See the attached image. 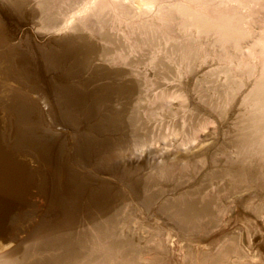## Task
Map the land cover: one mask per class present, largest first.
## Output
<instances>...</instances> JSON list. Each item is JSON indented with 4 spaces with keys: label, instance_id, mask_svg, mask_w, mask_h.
<instances>
[{
    "label": "rangeland",
    "instance_id": "obj_1",
    "mask_svg": "<svg viewBox=\"0 0 264 264\" xmlns=\"http://www.w3.org/2000/svg\"><path fill=\"white\" fill-rule=\"evenodd\" d=\"M143 1L0 0V190H16L2 244L21 247L10 264H35V242L70 251L101 224L115 241L153 249L158 264L232 245L231 264H264V163L233 142L243 98L264 75V45L255 66L244 38L248 26L264 31V0L210 2L192 20ZM78 18L90 42L66 38ZM185 201L201 216L185 220Z\"/></svg>",
    "mask_w": 264,
    "mask_h": 264
},
{
    "label": "bare ground",
    "instance_id": "obj_2",
    "mask_svg": "<svg viewBox=\"0 0 264 264\" xmlns=\"http://www.w3.org/2000/svg\"><path fill=\"white\" fill-rule=\"evenodd\" d=\"M241 3H245V5L250 4L249 2H254L255 0H238ZM39 2V1H38ZM159 2V3H157ZM161 0H145L143 1V6L145 5L146 9L152 8L153 5H155L156 3L158 4L159 10H161L160 12H162L161 14H164L165 17H169V13H173L175 15H177L178 17L182 18V19H189L192 20L193 18H195L198 13H196L197 6H206L208 3H214L216 8H222L223 10H227L228 6H226V4L228 2H230V0H176V2H172V4H170L171 6H165L163 5V3H160ZM236 2V0H235ZM237 2V3H239ZM256 3V2H255ZM39 4V3H38ZM51 5V4H50ZM70 5V4H69ZM229 5V4H228ZM53 6V5H52ZM142 6V7H143ZM40 7V6H39ZM167 7V10L166 8ZM243 7V6H242ZM247 7V6H244ZM36 8V7H35ZM41 8V7H40ZM62 8V7H61ZM64 8V7H63ZM241 8V7H240ZM105 9V8H104ZM245 9V8H244ZM42 10H43V17L44 20L46 22H48L50 20V18H53V14L51 13L52 10H50V6L48 9V6H42ZM68 10V9H67ZM71 10V9H70ZM73 10V9H72ZM98 10V9H97ZM177 10V11H175ZM80 11V10H79ZM166 11V12H165ZM81 12V11H80ZM177 12V13H175ZM56 13V11H55ZM57 14V13H56ZM74 14V13H73ZM81 14V13H80ZM84 14V13H83ZM172 14V15H173ZM52 15V16H51ZM77 15V14H76ZM174 15V16H175ZM75 16V15H74ZM72 16V18L74 17ZM80 16V15H78ZM172 16L173 20L174 18H176V16L174 17ZM70 17V16H69ZM159 17V16H158ZM177 17V18H178ZM75 18V17H74ZM73 18V19H74ZM81 18V17H80ZM170 18V17H169ZM198 18V17H197ZM69 19V18H68ZM77 19V18H75ZM79 19V18H78ZM83 19V18H82ZM82 19H79L81 21L75 23L74 25H72V27H69V32L66 36V38L68 39V41H74V40H78L79 42H90V38H92L93 36L89 35L88 32H84L85 26H84V22L82 21ZM168 19V18H167ZM171 19V18H170ZM213 20H215L214 17H212ZM62 20V19H61ZM55 21V19H54ZM71 18H70V20ZM41 22V21H40ZM44 22V21H43ZM52 22V20H51ZM42 23V22H41ZM57 23V22H56ZM89 24V23H88ZM53 25V24H51ZM49 23L45 24L46 28H52ZM70 25V24H69ZM87 25V24H86ZM54 26V25H53ZM56 26V25H55ZM193 23H190L187 27L191 28L193 27ZM57 27V26H56ZM87 28V27H86ZM253 26H248V28L246 27L245 29V34H244V38L245 39H249L250 41L252 40V44L250 43L249 45V51L247 52V58L250 60H255L253 61V63L255 64V66H258L257 64V59H258V54H257V46L258 45H264V31L261 32L259 34V37H256L258 35H256V31L253 29ZM55 29V27H54ZM63 29V28H62ZM64 29L65 28L64 26ZM60 30V28H59ZM54 31V30H52ZM64 31V30H63ZM61 31V32H63ZM96 31V30H95ZM199 33H201V26L198 30ZM61 34V33H60ZM66 34V33H65ZM88 34V35H87ZM167 34V33H166ZM254 34L256 36H254ZM61 36V35H60ZM89 36V37H88ZM160 37V36H159ZM254 37V38H253ZM64 38V37H63ZM76 38V39H75ZM94 39V38H93ZM161 39V37H160ZM164 40V37H163ZM160 41V40H159ZM166 41H169L166 40ZM163 42V41H161ZM160 42V43H161ZM165 45V41L163 42ZM77 46V45H76ZM82 48V47H81ZM91 49V48H90ZM235 49L237 50H241V46H239L238 44H236ZM98 53V52H97ZM65 63V62H64ZM67 63V62H66ZM2 68V67H1ZM4 70V69H3ZM255 73L257 74L258 71L256 70ZM5 76L6 73H4ZM1 75V74H0ZM3 76V75H2ZM4 76V77H5ZM1 77V76H0ZM8 77V76H7ZM6 77V78H7ZM9 78V77H8ZM7 78V79H8ZM1 79V78H0ZM15 79V78H13ZM253 79V78H252ZM250 79V80H252ZM9 80V79H8ZM255 82H253V84L251 85V87H249V90L247 91V93L245 94L243 101H242V118L240 120V122L238 124H236V128L238 133L236 134V137L234 139V143L237 146V154L241 156V158L246 159L247 161H249L252 158H259L261 159L264 163V75H257L255 77ZM5 82V81H4ZM14 82V81H12ZM251 82V81H249ZM3 83V82H2ZM246 83V81H245ZM7 84V83H6ZM9 84V83H8ZM248 84V83H247ZM5 85V83H4ZM10 85V84H9ZM11 86V85H10ZM20 86V85H19ZM250 86V85H249ZM0 87H3L0 86ZM7 87V86H6ZM5 87V88H6ZM15 87V86H14ZM8 88V87H7ZM19 88V87H18ZM15 89V88H14ZM27 89V88H26ZM6 90V89H5ZM4 90V92H5ZM16 90H18L16 88ZM3 91V90H1ZM10 92V91H9ZM8 92V93H9ZM13 92V91H12ZM6 93V92H5ZM18 93V92H17ZM3 94V93H2ZM11 94V93H10ZM19 94V93H18ZM17 94V95H18ZM8 95V94H7ZM34 96V95H33ZM7 97V96H6ZM60 97V96H58ZM4 98V97H3ZM7 98H10L7 97ZM1 99V98H0ZM14 99V98H13ZM10 100V99H9ZM16 100V99H15ZM58 100V99H57ZM14 101V100H13ZM10 102V101H9ZM22 103V102H21ZM26 104V103H25ZM6 105V104H5ZM15 106V104H14ZM3 107V106H2ZM4 108V107H3ZM5 109V108H4ZM8 110V108H7ZM6 110V111H7ZM9 112V111H8ZM6 122V121H5ZM66 132V131H65ZM10 134V133H9ZM61 135V134H60ZM6 162V164L9 166V162L7 160H3ZM33 162V161H32ZM262 163V164H263ZM34 166V165H33ZM34 168V167H33ZM18 169V168H17ZM22 170V168H20ZM19 170V169H18ZM20 170V182L22 183V186H20V191L22 190V192L20 193H16L17 196H19L18 194H20V205L23 202L27 201V195L25 197L22 196L21 194L27 193L28 188L25 187V181L23 180V175H22V171ZM99 173V172H98ZM248 173V172H247ZM236 174V173H235ZM261 174V173H260ZM263 174V173H262ZM248 176V175H247ZM4 178V177H3ZM2 178V179H3ZM1 179V178H0ZM262 179V178H261ZM6 180V179H4ZM24 181V183H23ZM39 182V181H38ZM0 186H3V183L1 184L0 182ZM105 186V185H104ZM0 189H3V187H0ZM16 192V190H15ZM15 192L13 191L12 188H8V190H0V264H10L11 262H13L14 260L16 261L17 257V252L20 250L21 247H18L16 249H18L17 251H13L10 252L11 250L6 249V245L2 244L3 241L6 237V234L8 233V229L6 228V226L2 223H5V218L8 215V211H7V207L9 206L10 202H12L13 199H15L16 196ZM37 194V193H36ZM174 203V202H173ZM64 204V203H63ZM184 204L186 206H188L189 210H187L186 208H183L182 210V215L183 217H185V215L187 216V218H185V220L188 219H192V218H198L199 216H201L200 213H198L197 209L192 207V204L189 201H185ZM45 205V204H44ZM94 205V204H93ZM5 206V207H4ZM35 210V208H34ZM48 211V210H47ZM40 212V211H39ZM53 212V211H52ZM51 212V213H52ZM35 215V213H33ZM40 214V213H39ZM31 215V214H30ZM179 216V215H177ZM67 217V216H66ZM102 217V216H101ZM26 219V218H25ZM72 219V218H71ZM62 220V218H61ZM27 221V220H26ZM33 221V220H30ZM175 221V220H174ZM77 222V221H76ZM264 222V221H263ZM29 223V222H28ZM33 223V222H32ZM57 223V222H56ZM63 224V223H62ZM66 224V223H65ZM74 224V223H73ZM25 225V222H24ZM42 225V224H41ZM60 225V223H59ZM72 225V224H71ZM26 226V225H25ZM31 226V225H30ZM37 226V225H36ZM81 226V225H80ZM101 225L96 226L93 230H91L88 233H82V235H78V233L76 234V236L74 238H72V240L70 241V243L68 244L69 247L68 249L70 251H67V249L65 251H63V253L58 254V253H53L51 254V251H48V249L50 248H45L41 249L39 247H41L40 245H37L36 242L34 245V247H36L37 249L35 250L36 252H38L36 254V258L37 262L35 264H54V262L56 263H60L63 262L61 264H158L159 262V258L158 256H156L155 251L152 250H147V251H142V250H138L131 242H129V240L126 241H115L114 239H112L111 237H108L102 230L100 229ZM23 227V226H22ZM69 227V226H68ZM86 227V226H85ZM30 228V227H28ZM36 229V228H35ZM40 230V229H39ZM38 230V232H39ZM58 230V229H57ZM63 230V229H62ZM69 230V228H68ZM73 231V230H72ZM69 231V232H72ZM76 231V230H75ZM236 231V230H235ZM250 231V229H249ZM22 232V231H21ZM35 232V230H34ZM38 232L36 233L38 235ZM44 232V230L42 231ZM46 232V231H45ZM49 232V231H48ZM60 232V231H59ZM68 232V231H67ZM169 232V231H168ZM251 232V231H250ZM17 233V232H16ZM50 233V232H49ZM170 233V232H169ZM46 234V233H44ZM43 234V235H44ZM52 234V233H50ZM55 234V233H54ZM61 234V233H60ZM65 234V233H63ZM62 234V236H63ZM240 234V233H239ZM40 235V234H39ZM47 235V234H46ZM45 237H49L50 235H47ZM67 235V233L65 234ZM69 235V234H68ZM73 235V234H72ZM236 235V234H235ZM234 235V236H235ZM238 235V234H237ZM241 235V234H240ZM251 235V233H250ZM256 235V234H255ZM30 236V235H29ZM42 236V235H41ZM40 236V237H41ZM71 236V235H70ZM244 238L247 237V233H244ZM36 237V236H35ZM44 237V236H43ZM83 237V240L85 238L86 242H88L86 245H80L81 243V239ZM122 238V235L120 236ZM23 238V237H22ZM38 238V236H37ZM42 238V237H41ZM67 238V237H66ZM169 238V236H168ZM17 239V238H16ZM25 238H23L22 240L24 241ZM32 239H34L32 237ZM36 239V238H35ZM49 239H51V237H49ZM48 239V241H49ZM59 239V238H58ZM62 239V237H61ZM123 239V238H122ZM126 239V238H125ZM28 240V239H27ZM39 240V239H38ZM63 240V239H62ZM69 240V238H68ZM114 240V241H112ZM250 240V238H249ZM13 241V239H12ZM20 241V240H19ZM31 241V240H30ZM43 241V240H42ZM45 241V240H44ZM52 241V240H51ZM59 241V240H58ZM56 241L57 243H60ZM61 241V240H60ZM64 241V240H63ZM236 241V240H235ZM17 242V241H16ZM41 242V240H40ZM47 242V240H46ZM50 242V241H49ZM47 242V243H49ZM66 242V241H65ZM69 242V241H68ZM66 242V244L68 243ZM229 242V241H228ZM252 243V241H250ZM258 242V241H257ZM31 243V242H30ZM44 243V242H43ZM53 243V242H52ZM55 243V242H54ZM83 243V242H82ZM23 244V243H21ZM20 244V245H21ZM32 244V243H31ZM40 244V243H39ZM51 244V243H50ZM65 244V243H64ZM254 243H252L253 245ZM44 245V244H43ZM48 244H46L45 246H47ZM246 245V244H245ZM250 246V244H248ZM25 246V244L23 245ZM50 246V245H49ZM52 246V245H51ZM60 246V245H59ZM65 247V246H64ZM156 247V246H155ZM30 248V247H29ZM54 248V246H53ZM53 248H51V250H53ZM62 248V246H61ZM67 248V247H66ZM233 245L232 247H225L224 249L220 250L217 249V251L215 250H203V251H197L194 250L192 251L191 255H190V262L188 264H231L230 262V257L231 255L234 253L236 256L237 252H233L232 251ZM252 248V247H251ZM254 248V247H253ZM33 249V248H32ZM58 249V248H57ZM60 249V248H59ZM203 249V248H202ZM200 249V250H202ZM234 251L236 250L235 248H233ZM34 250V249H33ZM61 250V249H60ZM246 250V248H245ZM252 250V249H251ZM261 250V249H260ZM62 251V250H61ZM220 251L221 254H223L224 257V261H220V259H217L216 257L221 256V255H217V253ZM22 252V251H21ZM53 252V251H52ZM57 252H60L59 250ZM32 253V252H31ZM30 253V254H31ZM18 254H21L18 252ZM28 254V252H27ZM34 253H32V256ZM253 255V254H252ZM30 256V257H32ZM39 256V257H37ZM62 256V257H61ZM257 256V255H256ZM21 257V256H20ZM248 257V256H247ZM59 258H63V261H61ZM249 258V257H248ZM32 259V258H31ZM250 259V258H249ZM261 259V258H260ZM234 260V259H233ZM248 260V259H247ZM251 264H260V262L256 261L254 256L251 259ZM264 260V259H263ZM29 261H31L29 259ZM242 261H245L244 259H242ZM17 262V261H16ZM28 263V262H27ZM26 263V264H27ZM235 264H239L234 262ZM233 263V264H234ZM163 264H165V262H163ZM241 264V263H240ZM242 264H246V263H242Z\"/></svg>",
    "mask_w": 264,
    "mask_h": 264
}]
</instances>
